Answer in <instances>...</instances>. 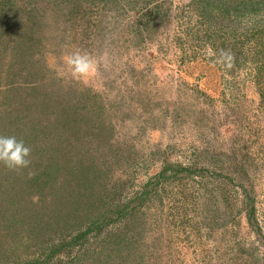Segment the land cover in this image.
Instances as JSON below:
<instances>
[{
  "label": "rangeland",
  "instance_id": "1",
  "mask_svg": "<svg viewBox=\"0 0 264 264\" xmlns=\"http://www.w3.org/2000/svg\"><path fill=\"white\" fill-rule=\"evenodd\" d=\"M242 1L0 0V134L31 147L0 164V264H264V6Z\"/></svg>",
  "mask_w": 264,
  "mask_h": 264
},
{
  "label": "clouds",
  "instance_id": "2",
  "mask_svg": "<svg viewBox=\"0 0 264 264\" xmlns=\"http://www.w3.org/2000/svg\"><path fill=\"white\" fill-rule=\"evenodd\" d=\"M222 57L231 59L228 53L222 51ZM67 70L74 79H86L97 72V61L87 51L73 50L65 57ZM31 147L23 139L15 135L0 134V164L10 170L29 167Z\"/></svg>",
  "mask_w": 264,
  "mask_h": 264
},
{
  "label": "trees",
  "instance_id": "3",
  "mask_svg": "<svg viewBox=\"0 0 264 264\" xmlns=\"http://www.w3.org/2000/svg\"><path fill=\"white\" fill-rule=\"evenodd\" d=\"M263 6H264V0H245L242 1L241 3L238 2V5L231 6V8L234 7L232 11L237 13L235 15L242 14L241 12L256 14L259 13L261 9H263ZM231 8L229 9V11L231 10ZM263 28L261 27L255 32L253 33L251 32L252 33L251 36L256 37L254 39L255 44L252 47L254 55H257L258 57L261 56L262 60H264V37L262 36L264 32ZM218 32L220 35V33H222V30L218 29Z\"/></svg>",
  "mask_w": 264,
  "mask_h": 264
}]
</instances>
